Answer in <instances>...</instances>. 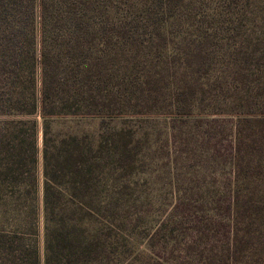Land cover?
I'll use <instances>...</instances> for the list:
<instances>
[{
    "label": "trees",
    "instance_id": "1",
    "mask_svg": "<svg viewBox=\"0 0 264 264\" xmlns=\"http://www.w3.org/2000/svg\"><path fill=\"white\" fill-rule=\"evenodd\" d=\"M0 264H264V0H0Z\"/></svg>",
    "mask_w": 264,
    "mask_h": 264
},
{
    "label": "rangeland",
    "instance_id": "2",
    "mask_svg": "<svg viewBox=\"0 0 264 264\" xmlns=\"http://www.w3.org/2000/svg\"><path fill=\"white\" fill-rule=\"evenodd\" d=\"M36 119H37L38 121H41V117H40V116H36ZM39 178H40V180H41V167L39 168Z\"/></svg>",
    "mask_w": 264,
    "mask_h": 264
}]
</instances>
